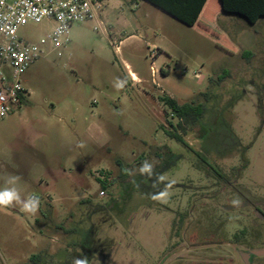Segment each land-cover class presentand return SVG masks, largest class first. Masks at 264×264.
Returning <instances> with one entry per match:
<instances>
[{
    "label": "rangeland",
    "instance_id": "1",
    "mask_svg": "<svg viewBox=\"0 0 264 264\" xmlns=\"http://www.w3.org/2000/svg\"><path fill=\"white\" fill-rule=\"evenodd\" d=\"M132 9L146 41L173 34L159 88L145 44L116 55L94 22L74 24L66 49L48 46L19 77L25 102L0 119V195L13 197L0 204V264H242L238 234L264 204V16H220L232 48ZM53 25L19 35L39 43ZM160 96L201 111L179 131L192 150L164 132L178 118Z\"/></svg>",
    "mask_w": 264,
    "mask_h": 264
},
{
    "label": "built area",
    "instance_id": "2",
    "mask_svg": "<svg viewBox=\"0 0 264 264\" xmlns=\"http://www.w3.org/2000/svg\"><path fill=\"white\" fill-rule=\"evenodd\" d=\"M106 3L107 0H0V119L13 114L25 102L26 90L19 77L46 54L48 46L54 51L66 49L74 24L97 22L95 30L102 28L99 18ZM43 21L54 25L39 43L19 35V29L26 24Z\"/></svg>",
    "mask_w": 264,
    "mask_h": 264
},
{
    "label": "crops",
    "instance_id": "3",
    "mask_svg": "<svg viewBox=\"0 0 264 264\" xmlns=\"http://www.w3.org/2000/svg\"><path fill=\"white\" fill-rule=\"evenodd\" d=\"M108 1L106 3V7L103 10V12L100 15L99 21L102 22V27L106 26L107 34L110 38V42L112 46L115 48V54H122V50L124 45L128 42H137V43H143L145 44V47L148 50V56L151 58V76H152V84H156V86L159 88V82L157 80V76L160 78L166 77L168 74L167 69L164 67L167 61L172 60V49L174 47L173 43V34L172 32L168 31V33L165 35H155L153 40L146 41L145 38L142 37L141 34H139L140 24L139 20H135L134 16L130 13V11H133V7L135 9L141 8L142 6H149L150 8H153L155 11L162 14L161 16L164 19L167 18L169 22H179L183 24L184 26L193 29L194 31H198L197 28H203V33H211L217 36H220L224 39V41L227 43L228 46L232 47L231 42L228 40L225 33L219 28L217 22L223 14H235L231 12H227L224 8V5L221 0H206L205 4L203 5V8L199 14V18L195 24V26H188L178 19L174 18L172 15L168 14L161 8L153 5L152 3L148 2L147 0H117L116 5L114 8H107L108 7ZM188 4V8H196L202 0H185ZM132 7V8H131ZM148 9L145 12H149ZM149 13L145 14V18L149 17ZM238 15V14H235ZM161 16H157L158 19L163 20ZM240 16V15H239ZM95 26L98 24L97 22H94ZM201 31V30H200ZM201 34V33H200ZM168 35V36H167ZM205 36V35H201ZM233 48V47H232ZM155 51L154 54H152V51ZM160 59L161 60V66L160 69L155 68L154 66V60ZM127 67L129 65L127 64ZM152 67L154 69V74H152ZM129 75L131 77V81L137 84H142L147 86V82L145 79H141L135 72L130 71ZM195 79L200 80L202 77L199 73H196L194 76ZM162 97V96H160ZM98 130V127L95 128V131Z\"/></svg>",
    "mask_w": 264,
    "mask_h": 264
},
{
    "label": "trees",
    "instance_id": "4",
    "mask_svg": "<svg viewBox=\"0 0 264 264\" xmlns=\"http://www.w3.org/2000/svg\"><path fill=\"white\" fill-rule=\"evenodd\" d=\"M153 5L161 8L168 14L172 15L174 18L178 19L182 23L188 26H195L199 14L205 4L206 0H202L196 8H188V4L185 0H147ZM224 8L227 12L235 13L240 16H243L250 22L256 21L259 17L264 16V0H221ZM197 30L209 38L215 40L220 45L228 46L223 38L220 36L203 33V28H197ZM201 30V31H200ZM160 100L165 106L166 113L175 115L178 118V122L173 124L171 121H167L168 127L164 126V132L166 135L186 148L191 149L190 145L186 142L184 137L180 134L181 131H186L188 127L192 129L195 125L198 124L201 118V111L193 103H184L179 104L176 100L172 99L169 96H162ZM200 154V153H198ZM117 163L119 166L122 165V161L118 160ZM123 174V173H122ZM102 188L101 192L107 190L109 186L106 181H99ZM37 256L33 257V260Z\"/></svg>",
    "mask_w": 264,
    "mask_h": 264
},
{
    "label": "flooded vegetation",
    "instance_id": "5",
    "mask_svg": "<svg viewBox=\"0 0 264 264\" xmlns=\"http://www.w3.org/2000/svg\"><path fill=\"white\" fill-rule=\"evenodd\" d=\"M252 215L255 216L256 222L249 229L243 227L238 234L237 242L241 247H244L239 251V257L242 264H264V248H254L253 245H246L243 242L246 238L264 242V204L255 203L252 206ZM247 230H251V233H248Z\"/></svg>",
    "mask_w": 264,
    "mask_h": 264
},
{
    "label": "clouds",
    "instance_id": "6",
    "mask_svg": "<svg viewBox=\"0 0 264 264\" xmlns=\"http://www.w3.org/2000/svg\"><path fill=\"white\" fill-rule=\"evenodd\" d=\"M12 198H13L12 194H10V193H5L3 195H0V204L8 202ZM35 206H36L35 204L29 203L28 205H26V208L33 209V208H35ZM75 264H88V261L85 258L84 260H81V261H75Z\"/></svg>",
    "mask_w": 264,
    "mask_h": 264
}]
</instances>
